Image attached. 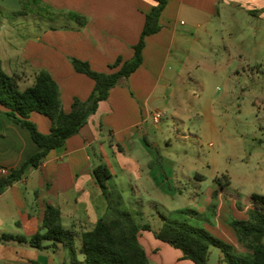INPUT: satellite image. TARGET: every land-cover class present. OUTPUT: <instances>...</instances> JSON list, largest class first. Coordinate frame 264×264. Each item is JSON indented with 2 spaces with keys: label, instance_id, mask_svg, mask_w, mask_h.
<instances>
[{
  "label": "crops",
  "instance_id": "0c3cea01",
  "mask_svg": "<svg viewBox=\"0 0 264 264\" xmlns=\"http://www.w3.org/2000/svg\"><path fill=\"white\" fill-rule=\"evenodd\" d=\"M22 1L31 10L24 19L34 22L38 31L20 37L15 47L13 38L0 33L3 69L19 76L24 88L34 84L39 71L49 72L59 85L67 113L76 98L87 100L95 87L92 79L75 71L71 59L88 62L94 71L105 73L111 72L110 66L119 58L131 60L147 16L157 6L154 0ZM40 8L47 9L46 17L35 11ZM69 13L84 17L86 26L79 28L67 17ZM160 24L161 31L146 38L140 69L111 90L108 100L99 105L97 113L64 148L51 151L39 168H31L20 182L0 195V239L3 235L34 236L40 230L46 207L51 205L61 210L62 225L82 240V234L92 230L106 213L98 203L105 197L92 176L100 164H106L112 173L107 181L111 191L124 190L123 181L129 178L134 179L139 195L160 200L168 194L164 161L155 153L156 138L148 124L153 122L160 128V123L154 122L159 112L156 108L166 113L174 98V83L186 85L189 64H198L192 57L194 51L202 50L203 56L213 53L217 38L222 37L229 56L242 61L249 53L246 26L255 24V48L264 52V0H168ZM198 42L204 43L200 49L194 47ZM174 64L176 70L172 71L170 65ZM178 66L182 69L177 70ZM1 111L0 179L5 176L3 168L17 170L39 152L31 134ZM30 120L42 134L50 133L52 124L47 117L33 113ZM105 153L122 162V173L115 171ZM214 230L230 232L232 244L238 246L224 213ZM140 243L151 264H168L158 254L159 247L168 244L149 231L140 233ZM44 246L38 249L17 240H0V264H75L62 244L46 241ZM81 246L76 245L81 254L77 264H85ZM178 260L187 264L182 257Z\"/></svg>",
  "mask_w": 264,
  "mask_h": 264
},
{
  "label": "rangeland",
  "instance_id": "374dc122",
  "mask_svg": "<svg viewBox=\"0 0 264 264\" xmlns=\"http://www.w3.org/2000/svg\"><path fill=\"white\" fill-rule=\"evenodd\" d=\"M30 12L22 0H0V33L15 40L13 47L20 37H30L38 31L34 22L23 17ZM254 25L246 26L250 36L246 58H231L222 37L217 38L215 52L205 56L200 54L202 50L193 52L198 64H189L186 85L174 83V98L168 103V111L156 108L164 113L160 128L153 122L148 127L156 138L155 153L164 161L168 194L160 200L144 193L139 195L133 177V181L126 178L124 190L112 194L110 200H98L105 215L110 206L114 211L127 212L139 225H150L151 234L158 233L165 224L204 228L234 251L246 253L242 245L232 244L230 232L214 228L223 213L227 223L232 218H245L244 199L253 194L264 195V52L255 48ZM231 26L234 29L235 25ZM203 44L198 42L194 47L200 49ZM170 67L176 70L175 64ZM180 69L182 66H178ZM20 86L24 89L25 84ZM105 156L115 171L122 173V162L109 153ZM99 158L98 155L97 161ZM220 185L222 191L215 198ZM75 244L82 245L78 235ZM61 250L64 252L62 247ZM159 251L160 258L168 264H181L177 262L182 257L180 250L163 245ZM208 264L228 263L221 249L212 246Z\"/></svg>",
  "mask_w": 264,
  "mask_h": 264
},
{
  "label": "trees",
  "instance_id": "16d2710c",
  "mask_svg": "<svg viewBox=\"0 0 264 264\" xmlns=\"http://www.w3.org/2000/svg\"><path fill=\"white\" fill-rule=\"evenodd\" d=\"M154 1L157 6L147 16L131 60L123 61L119 58L110 66L111 72L105 73L94 71L88 62L71 59L75 71L92 79L95 87L87 100L76 98L68 113L63 110L59 85L49 72L39 71L35 75L34 84L22 89L21 78L7 74L0 60V106L3 109L0 111L26 129L39 148V152L29 158L21 168L11 170L9 175L0 179V195L20 182L31 168H39L51 151L64 148L67 141L78 135L97 113L99 105L108 100L111 90L140 69L146 38L161 31L160 19L168 3V0ZM35 11L45 17L48 15L46 8ZM67 17L79 28L86 26V19L78 14L69 13ZM33 113L41 114L51 121L49 134H42L30 121ZM92 176L106 199L110 200L112 194L118 193L111 191L107 185L112 173L106 164L95 167ZM220 191L221 185L214 192L215 198ZM244 202L247 208L245 218H232L228 226L234 231L246 253L234 251L233 247L204 228H193L185 223L176 226L165 224L154 234L155 238L180 250L182 260L194 264H208L212 246L221 249L228 264H264V195L247 196ZM113 209L114 207L110 206L109 213L100 219L92 230L82 234L80 251L85 257V264H151L145 248L140 243V233L151 231V226L139 225L129 213ZM110 210L114 212L111 213ZM75 236L74 230L66 229L62 225L61 210L49 205L37 234L30 238L3 235L0 240H17L38 249L44 248L46 241L60 243L70 252L73 263L77 264Z\"/></svg>",
  "mask_w": 264,
  "mask_h": 264
},
{
  "label": "built area",
  "instance_id": "2783aa9c",
  "mask_svg": "<svg viewBox=\"0 0 264 264\" xmlns=\"http://www.w3.org/2000/svg\"><path fill=\"white\" fill-rule=\"evenodd\" d=\"M163 117H164V113H162V112H157V113L154 115V122H155V123H160V122L163 120ZM10 172H11V171H10L9 169H5V168H3V169L1 170L2 175H5V176L9 175Z\"/></svg>",
  "mask_w": 264,
  "mask_h": 264
}]
</instances>
